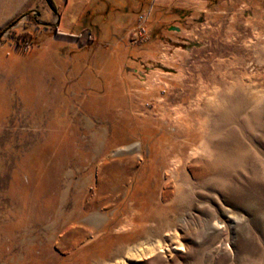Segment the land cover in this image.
Here are the masks:
<instances>
[{
  "label": "rangeland",
  "instance_id": "obj_1",
  "mask_svg": "<svg viewBox=\"0 0 264 264\" xmlns=\"http://www.w3.org/2000/svg\"><path fill=\"white\" fill-rule=\"evenodd\" d=\"M65 1L0 0V264H264V0Z\"/></svg>",
  "mask_w": 264,
  "mask_h": 264
},
{
  "label": "crops",
  "instance_id": "obj_2",
  "mask_svg": "<svg viewBox=\"0 0 264 264\" xmlns=\"http://www.w3.org/2000/svg\"><path fill=\"white\" fill-rule=\"evenodd\" d=\"M52 1L55 5V10L59 12L58 4L56 3L62 4L63 0ZM68 1L69 0L65 1V5H67ZM46 2L48 3V0H46ZM99 2L101 4H99ZM187 3L189 2H186V0H88L80 9L79 17H81L82 14L85 15L90 12L91 15L104 12L108 17L117 18L125 16L131 18L135 17L136 13L141 11H151L156 7L160 9H178L184 7ZM55 10L53 11L55 12ZM63 12H60L61 15H63Z\"/></svg>",
  "mask_w": 264,
  "mask_h": 264
},
{
  "label": "trees",
  "instance_id": "obj_3",
  "mask_svg": "<svg viewBox=\"0 0 264 264\" xmlns=\"http://www.w3.org/2000/svg\"><path fill=\"white\" fill-rule=\"evenodd\" d=\"M49 5L55 10V5L52 0H48Z\"/></svg>",
  "mask_w": 264,
  "mask_h": 264
},
{
  "label": "bare ground",
  "instance_id": "obj_4",
  "mask_svg": "<svg viewBox=\"0 0 264 264\" xmlns=\"http://www.w3.org/2000/svg\"><path fill=\"white\" fill-rule=\"evenodd\" d=\"M151 254V253H150ZM130 255V257L131 256H134L135 255V257L137 256V257H139L140 256V254H138V253H136V254H133V253H131V254H129ZM131 259V258H130ZM117 263V262H116Z\"/></svg>",
  "mask_w": 264,
  "mask_h": 264
}]
</instances>
